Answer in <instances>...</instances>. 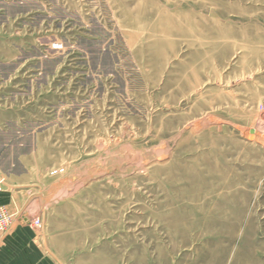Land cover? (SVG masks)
<instances>
[{
    "label": "rangeland",
    "instance_id": "rangeland-1",
    "mask_svg": "<svg viewBox=\"0 0 264 264\" xmlns=\"http://www.w3.org/2000/svg\"><path fill=\"white\" fill-rule=\"evenodd\" d=\"M0 208L49 264H264V0H0Z\"/></svg>",
    "mask_w": 264,
    "mask_h": 264
},
{
    "label": "crops",
    "instance_id": "crops-1",
    "mask_svg": "<svg viewBox=\"0 0 264 264\" xmlns=\"http://www.w3.org/2000/svg\"><path fill=\"white\" fill-rule=\"evenodd\" d=\"M31 228H17L0 242V264H49ZM48 260V261H47Z\"/></svg>",
    "mask_w": 264,
    "mask_h": 264
},
{
    "label": "built area",
    "instance_id": "built-area-1",
    "mask_svg": "<svg viewBox=\"0 0 264 264\" xmlns=\"http://www.w3.org/2000/svg\"><path fill=\"white\" fill-rule=\"evenodd\" d=\"M21 221L23 223L24 222H29V221H27V218L26 219L22 218ZM36 223L38 224L39 221L35 220V224ZM11 225H12V217H11V215L5 209L0 208V235L3 232H6L11 227Z\"/></svg>",
    "mask_w": 264,
    "mask_h": 264
}]
</instances>
